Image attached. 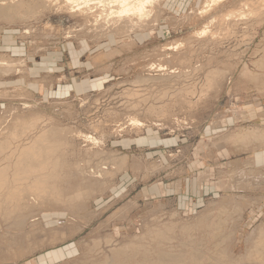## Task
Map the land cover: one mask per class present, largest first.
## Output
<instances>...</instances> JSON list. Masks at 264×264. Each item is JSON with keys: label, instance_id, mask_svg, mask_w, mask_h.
Returning <instances> with one entry per match:
<instances>
[{"label": "rangeland", "instance_id": "1", "mask_svg": "<svg viewBox=\"0 0 264 264\" xmlns=\"http://www.w3.org/2000/svg\"><path fill=\"white\" fill-rule=\"evenodd\" d=\"M205 1L0 10V264H264V142L227 140L264 128V0Z\"/></svg>", "mask_w": 264, "mask_h": 264}, {"label": "bare ground", "instance_id": "2", "mask_svg": "<svg viewBox=\"0 0 264 264\" xmlns=\"http://www.w3.org/2000/svg\"><path fill=\"white\" fill-rule=\"evenodd\" d=\"M155 1L157 0H0V10L10 13L17 10V8H21L22 6L31 7L33 5L34 7L41 8L42 11H54L58 13L63 12L71 15L81 16L84 14H91L94 16L97 11L98 14L95 15L96 17L93 20L95 23L98 21V16L105 11V13L108 15L117 13L118 17L125 16L129 22L138 23L148 15L150 9L147 7L151 6ZM224 1L226 0H206L204 7L206 10H208L212 7L222 4ZM243 12H240L239 15L243 14ZM207 32V26H203L202 29L198 31V34H205ZM241 138H251L264 142V128H254L245 132L234 133L229 135L227 140L239 141ZM3 181V173L0 172V182L4 183ZM256 247L264 248V238H259L256 243Z\"/></svg>", "mask_w": 264, "mask_h": 264}, {"label": "crops", "instance_id": "3", "mask_svg": "<svg viewBox=\"0 0 264 264\" xmlns=\"http://www.w3.org/2000/svg\"><path fill=\"white\" fill-rule=\"evenodd\" d=\"M240 152H244V151H240ZM252 152H253V159L264 158V151L258 149V150H252Z\"/></svg>", "mask_w": 264, "mask_h": 264}]
</instances>
